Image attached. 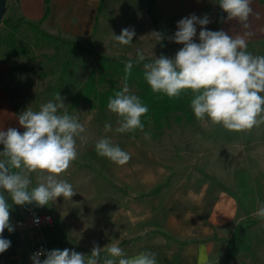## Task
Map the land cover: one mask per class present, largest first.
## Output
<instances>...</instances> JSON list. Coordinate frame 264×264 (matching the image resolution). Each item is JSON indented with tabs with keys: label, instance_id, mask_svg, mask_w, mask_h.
Listing matches in <instances>:
<instances>
[{
	"label": "rangeland",
	"instance_id": "1",
	"mask_svg": "<svg viewBox=\"0 0 264 264\" xmlns=\"http://www.w3.org/2000/svg\"><path fill=\"white\" fill-rule=\"evenodd\" d=\"M130 1L131 10L129 7L125 9L127 12L121 11L116 15V6L120 2L105 0L92 40L80 44L106 57L125 55L129 59H137L139 49L147 58H158L161 55V45L151 34L153 31L146 18L145 1L123 0V3L128 4ZM140 8L146 23L140 20ZM128 27L134 28L136 35L131 45L120 46L115 42L114 35H119L122 29ZM6 34L7 31L0 21V43L7 37ZM13 44L15 53L5 51L4 47L0 49V63L5 66V72L0 74V88L9 97L16 114L19 115L28 107L39 110L41 104L54 101L59 93L65 104L61 111L77 117L84 125L86 131L83 135L87 137V143H81L77 138L78 157L60 176L76 192L71 200L58 197L55 202L44 207H37L35 203L24 206L14 204L16 216L13 222L14 231L10 237L12 264H22L31 252L29 233L17 226L18 222L27 220L29 214L47 213L52 216L53 228L43 230L48 251L68 248L88 256L94 244L103 248L109 243L119 242L120 235L127 229L125 216L130 203L126 200V180L132 160L125 164L121 172L125 182L106 171L99 164L100 156L95 151V143L102 137L111 139L114 145L124 147L126 152H136L146 158L144 163L147 161L151 169H167L174 176L171 182H174V188L184 195L195 194L201 187H205V206L211 203L220 190L227 188L237 198L240 216L245 218L236 221L240 225L234 224L231 234L227 232V238L230 237L227 240L230 243L229 254L227 259L218 264H264V220L253 215L264 204V193L260 191V196L250 197L251 190L247 183V176L253 169V173L256 171L257 183L262 184L264 157L247 159L241 153L246 154L248 150L240 151L241 145L252 143L249 150L254 153V157L258 154L264 155V124L248 131L235 132L228 131L221 125L202 123L192 116L190 120L183 118L180 124L172 122L169 128L156 136L147 131L150 139H145V132L142 131L124 140L115 131L118 117L108 109L90 110L84 104L69 109L71 98L89 69L95 65L92 56L77 54L68 70L64 71L62 64L67 57V50H57L53 43L41 39L26 28L19 29ZM248 51L254 55H264V46H249ZM119 86L122 87V84ZM131 91L135 94L134 89ZM106 123H111V132L104 131ZM152 163H157V166H152ZM139 165L143 167V161L138 160V167L141 168ZM208 169L216 171L220 176L227 171L231 174L228 175L229 179L239 176L240 180H246V185L233 187L224 182L225 188L221 181H216L214 176L208 174ZM240 169L241 172H235ZM30 178L31 186H35L36 175L32 174ZM177 178L179 181L176 182ZM184 195L180 199L188 201L191 198ZM170 200H165L167 211L180 213V201L172 198Z\"/></svg>",
	"mask_w": 264,
	"mask_h": 264
},
{
	"label": "clouds",
	"instance_id": "2",
	"mask_svg": "<svg viewBox=\"0 0 264 264\" xmlns=\"http://www.w3.org/2000/svg\"><path fill=\"white\" fill-rule=\"evenodd\" d=\"M252 2L217 0L227 14L222 21H235L239 25V31L233 30L232 35L222 29L209 30L208 15L192 14L179 20L177 31L169 37L183 45L174 58L162 54L145 62L143 51L138 49L135 63L143 64V77L151 91L179 98L190 90L193 94L190 107L195 118L202 123L221 125L228 131L243 132L264 124V55L248 51V39L254 34L250 17L259 18ZM197 25L200 26L198 43L194 40ZM151 34L158 42L164 38L159 32ZM135 35L134 28L128 27L114 35V40L120 46H128ZM132 69L133 62L128 61L122 87L107 102V109L118 117L117 133L143 131L141 118L149 111L129 87ZM64 108L58 93L54 101L41 104L39 110L28 107L17 116L24 129L22 133L13 127L6 131L0 129V145H3L0 151V254L11 246V241L3 237L5 229L10 233L14 231L8 198L17 206L35 203L37 207H44L58 197L71 200L76 194L73 186L60 176L78 157L77 138L87 143L83 135L86 129L77 117L62 112ZM104 131H112L111 123L104 125ZM144 137L150 139V133L145 132ZM95 151L120 166L131 158L130 153L107 137L97 140ZM32 174L37 177L35 186H31ZM253 215L264 220V204ZM41 256L45 258L41 260ZM31 260L33 264H157L153 252L129 256L118 241L103 248L94 244L88 256L68 248L41 249Z\"/></svg>",
	"mask_w": 264,
	"mask_h": 264
},
{
	"label": "crops",
	"instance_id": "3",
	"mask_svg": "<svg viewBox=\"0 0 264 264\" xmlns=\"http://www.w3.org/2000/svg\"><path fill=\"white\" fill-rule=\"evenodd\" d=\"M5 1L4 18H24L29 22L41 21V28L44 31L79 43H88L92 40L105 3V0H50L48 14L44 17V0ZM118 1L120 3L116 6V15L121 11L127 12L129 7L131 10L132 1L128 4L126 2L124 4L123 0ZM138 1H145L146 13V0ZM252 7L254 12L259 14V18L250 17L251 31L254 34L248 39V47L258 45L264 39V4L253 0ZM216 12V0H155L153 14L160 30L165 34L168 57L174 58L176 52L183 47L169 39L177 31L179 20L192 14L197 17L208 15L211 22L207 28L210 30ZM226 15L223 12L222 18ZM146 18L149 21L147 14ZM144 19L141 9L140 20L146 23ZM151 29L153 31L152 25ZM221 29L232 35L233 30L239 31V25L235 21L223 22L221 20L219 30ZM199 31L200 26L197 25V36L194 38L197 43L199 42ZM4 72L5 66L0 63V74ZM17 116L9 97L0 88V129L6 131L9 127H13L22 133L24 129L19 125ZM251 145L252 143H244L240 146L242 148L240 151L248 150L246 154L241 153L243 156L246 155L247 159L264 157L263 154L254 157V153L249 150ZM119 147L124 150V147ZM0 151H3V145H0ZM128 153H130L132 163L129 165L128 179L125 180L128 192L126 200L129 201L130 206L125 216L127 229H124L120 235V247L129 256L143 251L153 252L157 264H218L223 259H227L230 247L227 241L230 237L227 238V232L231 234L234 224L240 225L236 221H241L245 216H240V204L237 198L228 192L223 183L228 182L233 187L234 185L242 187L246 180H240L239 176H232V179H229L228 175L231 174L227 171L220 176L216 171L208 169V174L211 177L214 176L216 181H221L226 190H220L211 203L205 206V187H201L195 194L184 195L174 188V182L171 183L174 176L168 173L167 169L160 167L151 169L147 161L144 163L146 158H142L136 152ZM138 160L143 161V167L142 165H139L141 168L138 167ZM98 161L106 171L124 181L121 172L125 165H117L104 157H100ZM156 164L152 166H157ZM241 170L235 172H241ZM255 172L253 173L252 169L247 176L252 198L260 196V191L264 193V180L262 184L257 183ZM177 181H179L178 178ZM4 194L7 196V193ZM183 195L191 198L188 201L180 199ZM171 198L174 201L175 199L180 201V213L173 214L167 211L164 206L166 205L165 200L169 201ZM8 203L11 205L10 221L13 225L16 216L15 208L10 198H8ZM11 235L12 232L5 229L3 237L10 240ZM0 264H12L10 247L0 254Z\"/></svg>",
	"mask_w": 264,
	"mask_h": 264
},
{
	"label": "trees",
	"instance_id": "4",
	"mask_svg": "<svg viewBox=\"0 0 264 264\" xmlns=\"http://www.w3.org/2000/svg\"><path fill=\"white\" fill-rule=\"evenodd\" d=\"M50 0H44L45 13L44 17L48 14V5ZM261 4H264V0H258ZM217 3V0H216ZM155 0H146V14L152 25L153 31L159 32L164 37L160 41L161 55L168 56V45L165 38V34L160 30L158 22L153 14V7ZM223 11L217 3V12L214 22L210 26V30L217 31L222 20ZM1 24L7 31V37L0 43V49L4 47L5 51L15 53L14 40L15 35L18 33L21 27L35 33L41 39L53 43L57 50H67V57L62 64L64 71L68 70L72 64L73 58L77 54L90 55L94 58L95 65L90 68L86 74V77L75 95L71 98L69 103V109H75L78 105L84 104L90 110H107V102L110 96L114 95V92L121 87L119 84H123V76L125 65L128 61L133 62V69L131 77L128 81L129 87L135 90V94L138 95L149 111L143 116L142 123L144 125L143 132L151 131V135L156 136L164 129L170 127L172 122L180 124L183 118L190 120L194 113L190 107V101L193 98V94L190 90H186L181 94L179 98H169L161 93H153L150 86L147 84L143 77V64L135 63L137 59H129L125 55L119 57H106L97 54L95 51L83 47L78 41L68 40L58 35H52L41 28V21L29 22L24 18L12 19L5 17ZM264 46V39L260 42ZM151 60L146 57V61ZM141 130L137 129L134 132L120 133L121 137L126 140L136 136ZM240 242V239H237Z\"/></svg>",
	"mask_w": 264,
	"mask_h": 264
},
{
	"label": "built area",
	"instance_id": "5",
	"mask_svg": "<svg viewBox=\"0 0 264 264\" xmlns=\"http://www.w3.org/2000/svg\"><path fill=\"white\" fill-rule=\"evenodd\" d=\"M38 221V222H37ZM18 228L27 231L31 237V252L24 258L22 264H33L31 256L41 249L48 251L45 244L43 230L53 228V219L50 214H29L27 220L17 223ZM45 257L41 256L43 260Z\"/></svg>",
	"mask_w": 264,
	"mask_h": 264
},
{
	"label": "water",
	"instance_id": "6",
	"mask_svg": "<svg viewBox=\"0 0 264 264\" xmlns=\"http://www.w3.org/2000/svg\"><path fill=\"white\" fill-rule=\"evenodd\" d=\"M6 13V1L0 0V21L4 19Z\"/></svg>",
	"mask_w": 264,
	"mask_h": 264
}]
</instances>
